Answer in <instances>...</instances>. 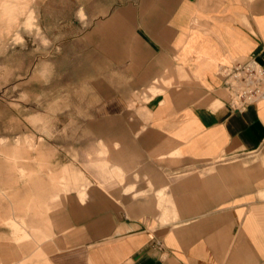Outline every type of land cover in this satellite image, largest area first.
<instances>
[{"label": "crops", "instance_id": "crops-1", "mask_svg": "<svg viewBox=\"0 0 264 264\" xmlns=\"http://www.w3.org/2000/svg\"><path fill=\"white\" fill-rule=\"evenodd\" d=\"M3 6L13 16L16 5ZM32 7L46 54L71 57L65 70L93 90L90 127L80 135L95 137L86 151L99 141L107 147L100 153L110 150L111 166L97 162L101 176L122 181L128 169L137 177L109 193L63 166L81 200L67 192L48 226L24 232L51 236L23 264H264V99L232 108L221 73L251 58L264 67V0Z\"/></svg>", "mask_w": 264, "mask_h": 264}, {"label": "rangeland", "instance_id": "rangeland-1", "mask_svg": "<svg viewBox=\"0 0 264 264\" xmlns=\"http://www.w3.org/2000/svg\"><path fill=\"white\" fill-rule=\"evenodd\" d=\"M3 3L16 5L13 16L5 14ZM32 5L33 0H0V54L7 48V71L0 72V228L7 230L0 235V264H17L16 252L23 264L25 256L51 236L31 239L25 233L48 226V214L62 205L67 192L75 191L81 200L79 184L64 178L63 166L81 172L84 185L109 193L129 177H137L128 169L122 181L101 176L97 162L106 159L111 166L110 150L100 153L107 147L99 141L86 151L85 145L90 146L95 137L80 135L86 134L81 129L90 127L93 90L80 87L79 72L65 70L71 67V57L58 51L46 54L48 41L37 40L41 34ZM32 200L35 209L23 207ZM11 218L20 222V229L3 221ZM17 233L25 236L16 240Z\"/></svg>", "mask_w": 264, "mask_h": 264}, {"label": "built area", "instance_id": "built-area-1", "mask_svg": "<svg viewBox=\"0 0 264 264\" xmlns=\"http://www.w3.org/2000/svg\"><path fill=\"white\" fill-rule=\"evenodd\" d=\"M230 106L240 110L264 99V67L251 58L222 71Z\"/></svg>", "mask_w": 264, "mask_h": 264}]
</instances>
